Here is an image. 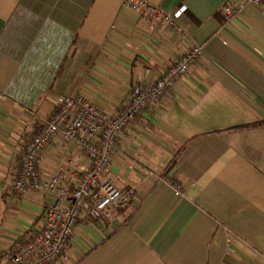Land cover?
<instances>
[{
  "label": "crops",
  "instance_id": "0c3cea01",
  "mask_svg": "<svg viewBox=\"0 0 264 264\" xmlns=\"http://www.w3.org/2000/svg\"><path fill=\"white\" fill-rule=\"evenodd\" d=\"M143 1L184 11L173 25L125 0H0V250L30 236L54 200L39 190L7 201L5 188L59 97L115 115L135 84L197 43L203 57L116 138L101 177L134 186L129 203L80 218L51 264H264V14L245 5L227 19L228 0ZM68 160L78 180L87 157L53 138L38 168L48 176Z\"/></svg>",
  "mask_w": 264,
  "mask_h": 264
},
{
  "label": "built area",
  "instance_id": "2783aa9c",
  "mask_svg": "<svg viewBox=\"0 0 264 264\" xmlns=\"http://www.w3.org/2000/svg\"><path fill=\"white\" fill-rule=\"evenodd\" d=\"M136 10L143 8L147 22L164 21L175 25L184 11L181 6L172 14H164L143 0H125ZM245 5L264 14V0H228L221 10L227 19L235 17ZM204 55L203 46L193 44L165 71L148 84H135L128 101L115 114L109 115L84 95H62L57 109L25 141L17 165L5 188V198H21L27 191L44 190L54 195L45 207L42 222L34 232L15 246L0 250L4 264H51L61 258L80 218L107 219L116 208L126 206L135 192L134 186L118 188L110 178H103L116 148V138L137 115L155 107L175 83ZM53 138L61 143H74L88 159L89 166L76 179L72 161L48 176L38 168V158ZM156 174L155 168L145 169ZM164 180L175 195H182V185L170 177Z\"/></svg>",
  "mask_w": 264,
  "mask_h": 264
}]
</instances>
